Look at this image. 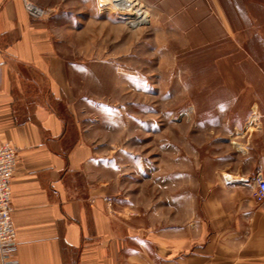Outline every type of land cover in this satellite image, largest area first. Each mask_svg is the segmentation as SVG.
Segmentation results:
<instances>
[{
    "label": "rangeland",
    "instance_id": "obj_1",
    "mask_svg": "<svg viewBox=\"0 0 264 264\" xmlns=\"http://www.w3.org/2000/svg\"><path fill=\"white\" fill-rule=\"evenodd\" d=\"M99 1L37 7L67 66L53 107L89 147L109 212L147 232L153 257L157 229L190 226L188 264H264L240 245L208 247L199 232L216 210L211 197L229 193L220 153L259 122L264 0H140L141 16Z\"/></svg>",
    "mask_w": 264,
    "mask_h": 264
},
{
    "label": "crops",
    "instance_id": "obj_2",
    "mask_svg": "<svg viewBox=\"0 0 264 264\" xmlns=\"http://www.w3.org/2000/svg\"><path fill=\"white\" fill-rule=\"evenodd\" d=\"M30 1L54 4L0 0V146L17 152L10 182L13 264H188L193 227L157 229L153 257L147 232L109 212L104 191L88 173L89 147L53 107L67 66L55 49L51 20L26 13ZM253 104L262 108L259 122L220 153V181L229 193L211 197L216 210L205 212L199 232L210 236L203 239L208 247L240 245L254 252L243 258L254 259L264 257V202L251 197L253 178L264 176V102Z\"/></svg>",
    "mask_w": 264,
    "mask_h": 264
},
{
    "label": "built area",
    "instance_id": "obj_3",
    "mask_svg": "<svg viewBox=\"0 0 264 264\" xmlns=\"http://www.w3.org/2000/svg\"><path fill=\"white\" fill-rule=\"evenodd\" d=\"M25 9L33 20L43 19L48 10L26 2ZM17 152L11 145L0 146V264H13L16 247V233L11 221L10 182L16 171ZM252 197L258 204L264 202V176L257 174L253 178ZM107 201V200H106ZM108 203H111L108 201Z\"/></svg>",
    "mask_w": 264,
    "mask_h": 264
},
{
    "label": "bare ground",
    "instance_id": "obj_4",
    "mask_svg": "<svg viewBox=\"0 0 264 264\" xmlns=\"http://www.w3.org/2000/svg\"><path fill=\"white\" fill-rule=\"evenodd\" d=\"M99 5H110V6H106L107 8H114V10L116 12H119L120 14H124L127 16H131L133 14H138V16H141V11L142 10V6H141V1L140 0H100L98 2ZM138 11H140V13H137ZM131 12H134L133 14ZM144 13H146L145 10L142 11ZM137 17V16H136ZM255 117H252V120ZM230 177V176H229Z\"/></svg>",
    "mask_w": 264,
    "mask_h": 264
}]
</instances>
